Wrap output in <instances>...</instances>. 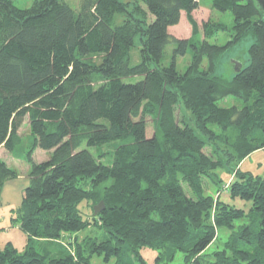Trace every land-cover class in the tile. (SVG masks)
Returning a JSON list of instances; mask_svg holds the SVG:
<instances>
[{"label": "trees", "instance_id": "16d2710c", "mask_svg": "<svg viewBox=\"0 0 264 264\" xmlns=\"http://www.w3.org/2000/svg\"><path fill=\"white\" fill-rule=\"evenodd\" d=\"M199 1L80 0L73 7L33 0L18 7L0 0V146L14 150L25 120L31 134L29 183L13 217L26 242L0 247V264H94V257L147 264L145 250L155 264L178 255L180 264H201L219 228L230 233L210 264H264V177L239 171L244 158L264 149V16L255 0H211L212 9L232 15L228 43L251 39L246 62L232 59L225 79L214 74V57L228 45L209 39L227 26L206 21L200 28L192 15ZM182 11L188 38L168 29ZM115 14L124 20L116 23ZM169 43L172 60L164 65ZM188 49L180 71L176 57ZM227 96L240 103L219 105ZM35 147L49 156L34 161ZM219 168L237 174L229 194L249 201L247 212L209 193V184L220 187ZM16 175L0 158V191ZM99 201L104 208L94 214ZM81 231L87 235L76 237ZM70 234L74 251H53Z\"/></svg>", "mask_w": 264, "mask_h": 264}, {"label": "rangeland", "instance_id": "374dc122", "mask_svg": "<svg viewBox=\"0 0 264 264\" xmlns=\"http://www.w3.org/2000/svg\"><path fill=\"white\" fill-rule=\"evenodd\" d=\"M14 4L18 7H28L31 5L33 0H13ZM67 2L73 7L78 6L80 0H67ZM192 15L197 21L200 28L202 27L203 22L206 21H217L225 23L227 29L222 32L215 33L209 42L218 44L220 46L228 47L220 52H218L215 57V69L214 74L217 76H223L225 79H229L233 75L234 63L231 62L232 59L244 64L247 60V45L250 43L249 37H244V39L237 41L236 43L227 42L230 35V25L232 24V15L230 12L217 11L211 8V0H200L199 5L196 9L192 11ZM116 23L124 20V15L115 14ZM171 32L177 38H188L191 35V26L187 20L186 14H183L180 21L173 27L169 28ZM138 37L134 38V46L131 49V60L137 61L139 48H138ZM173 44L169 43L166 46L164 58L162 63L164 65H169L172 60V51ZM190 60V49L184 55H179L176 57V67L180 71L184 70L186 65ZM208 66L206 60H204L201 69H205ZM140 76L135 77H126L125 81H136L140 79ZM98 81H102L100 78H96ZM240 103V100L235 99L233 96H227L219 101L221 106H230L234 103ZM147 121V135L151 136L153 134V122L150 116L146 117ZM29 124L27 120L24 121L22 127L18 130L19 139L15 141V148L12 151L6 149H0V158L4 159L9 167L17 171V175L11 178H7L0 191V247H4L7 244H12L18 249H22L25 246V235L18 228L15 220V209L21 204L23 191L26 185L29 183L28 171L30 168L29 163L25 160V151L29 146L30 137ZM209 152V147L204 149ZM49 156V151L42 149L40 147H35L32 158L34 161L39 162L46 159ZM239 171L242 173H251L255 177H264V149H258L248 155L242 160L239 165ZM218 174L220 176L221 183L220 187H213V184H209L208 191L214 197H218L219 200H222L230 205H233L237 208H242L247 212L250 208L251 203L249 201L241 200L237 196L232 198L229 194V188L231 182L237 177V174H234L233 171L229 172L225 168H219ZM219 186V185H218ZM83 209L86 214L91 213V209L88 206L83 205ZM234 231L237 230V222L234 226ZM220 238L211 246H208L204 250L205 260L201 264H210V259L212 258L211 253L215 250L223 249L224 242L228 239L230 230L226 228H219L218 230ZM84 235H87V231H81L76 234V237L82 238ZM74 234L70 236L63 237L55 241L53 251H58V249L71 250L74 251ZM70 242V244L68 243ZM94 257L92 262L94 264H109V262H102L101 258ZM144 258L147 264H155V253L152 250L144 251ZM181 257L180 255L176 256L175 260L170 264H180Z\"/></svg>", "mask_w": 264, "mask_h": 264}, {"label": "water", "instance_id": "95a60500", "mask_svg": "<svg viewBox=\"0 0 264 264\" xmlns=\"http://www.w3.org/2000/svg\"><path fill=\"white\" fill-rule=\"evenodd\" d=\"M257 5L259 6V8L262 11V14L264 16V0H255ZM238 63L236 64V66L238 67ZM104 208V203L103 201H99L97 204L94 205L93 210H94V214H97L100 210H102ZM198 262H196L197 264Z\"/></svg>", "mask_w": 264, "mask_h": 264}, {"label": "crops", "instance_id": "0c3cea01", "mask_svg": "<svg viewBox=\"0 0 264 264\" xmlns=\"http://www.w3.org/2000/svg\"><path fill=\"white\" fill-rule=\"evenodd\" d=\"M183 14H185V12L184 11H182L181 12V16H180V19H181V17L183 16ZM180 21V20H179ZM176 25V24H175ZM175 25H172V26H170L169 28H171V27H173V26H175ZM168 28V29H169ZM171 33V32H170ZM172 34V33H171ZM173 35V34H172ZM0 149H3V147L2 146H0Z\"/></svg>", "mask_w": 264, "mask_h": 264}]
</instances>
